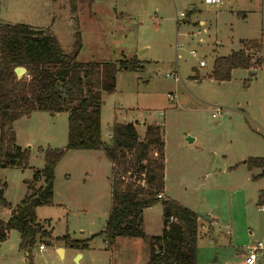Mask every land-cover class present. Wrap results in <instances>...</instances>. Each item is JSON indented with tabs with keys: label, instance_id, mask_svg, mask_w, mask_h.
<instances>
[{
	"label": "rangeland",
	"instance_id": "374dc122",
	"mask_svg": "<svg viewBox=\"0 0 264 264\" xmlns=\"http://www.w3.org/2000/svg\"><path fill=\"white\" fill-rule=\"evenodd\" d=\"M76 7L73 13L68 0H0V23L43 27L39 29L50 31L66 53L75 52L80 43V63H136V70L117 72L115 91L102 97V141L108 143L115 122L136 125L140 138L147 125H160L166 196L196 208L205 224L212 215L219 217L205 240L198 241L197 264H239L242 248L264 245V215L256 211L264 175L260 171L252 176L254 193L247 195L241 190L247 186L233 180L239 162L264 158V0H220L215 6L203 0H77ZM259 39L263 66L255 76L235 70L228 82L208 78L215 57L239 51L242 40ZM201 61L204 68L199 67ZM167 74L178 81L166 79ZM13 129L16 145L30 155L24 170L0 169L4 197L14 208L33 184L34 171L44 167L41 151L65 148L67 114L34 113L16 121ZM96 156L69 151L57 164L53 205L36 209L37 221L49 224L51 239L68 234L84 240L104 230L111 168ZM214 160L224 162L226 171H211ZM208 175L212 177L206 179ZM238 206L251 210L249 224L237 223ZM0 212V220L6 221L10 211ZM144 218L148 235L161 232L160 204L146 209ZM117 240L122 241L108 250L103 238L95 237L87 251H76L38 239L27 254L19 249V234L10 231L0 246V264H109L112 253L110 264H137L142 259V247L122 245L131 242L128 238ZM133 240L149 245V239ZM59 247L65 255L57 252ZM255 264H264V251L258 252Z\"/></svg>",
	"mask_w": 264,
	"mask_h": 264
},
{
	"label": "trees",
	"instance_id": "16d2710c",
	"mask_svg": "<svg viewBox=\"0 0 264 264\" xmlns=\"http://www.w3.org/2000/svg\"><path fill=\"white\" fill-rule=\"evenodd\" d=\"M93 1L88 0L89 4ZM68 2L75 13L77 0ZM240 45L239 51L213 60L209 79L228 82L235 70L254 76L263 62L262 40H242ZM79 46L75 52L66 53L48 30L0 23V169L28 167L29 150L16 145V121L34 113L67 114L65 148L41 151L44 167L34 171L33 184L27 185L20 204L13 208L6 201V185L0 182V209L10 211L6 221L0 220V246L10 231L19 234V249L27 254L38 239L48 245L54 240L63 247L87 251L95 237H102L107 247L119 238H139L149 239L147 264H196L197 214L174 200L158 198L164 191L162 127L147 125L140 138L134 124L115 122L108 143L102 141V97L115 91L117 72L138 66L125 60L80 63L76 60ZM18 67L26 70L20 80L14 73ZM69 151L101 152L111 165L110 207L104 230L85 240L71 239L68 234L51 239L49 224L45 227L36 218V209L52 204L55 169ZM243 164L248 169H261L264 175V158H250ZM158 204L162 231L147 238L142 230L143 212Z\"/></svg>",
	"mask_w": 264,
	"mask_h": 264
},
{
	"label": "crops",
	"instance_id": "0c3cea01",
	"mask_svg": "<svg viewBox=\"0 0 264 264\" xmlns=\"http://www.w3.org/2000/svg\"><path fill=\"white\" fill-rule=\"evenodd\" d=\"M51 1V0H50ZM58 0H56L55 2H53L54 4L57 3ZM65 1V0H64ZM52 2V1H51ZM69 3V2H68ZM201 25V24H200ZM31 27H34V26H31ZM34 28H43V27H40V26H35ZM262 40V39H261ZM241 49V48H240ZM216 58V57H215ZM263 66V62H262V65L260 67V69L262 68ZM259 70V69H258ZM257 70V71H258ZM257 71L254 72V76L255 74L257 73ZM21 120V119H20ZM19 121V120H18ZM135 128H136V125H135ZM14 130V129H13ZM190 139V138H188ZM163 140H164V137H163ZM193 142V139H191V142ZM96 153V152H95ZM97 159L100 161L102 159L105 160V157L104 155L101 153V152H97ZM245 160H243L244 162ZM242 162V161H241ZM241 162H239L238 164H240L239 166H237L236 169H233L235 171V173H233V175H235L236 177H233V180L238 182V181H241L243 184H245L247 187H246V191L244 192V189H241L243 190L242 193H245L246 195L249 193V192H252L254 193L253 191V188H255V184L253 183L254 181H252V176H255V175H258L260 173V169H257V168H254V169H247L245 165H243V163L241 164ZM110 165V164H109ZM232 167V166H231ZM110 168H111V165H110ZM226 168L227 166L225 165V163L223 162V165H222V169L220 168V170H222L223 172L226 171ZM42 170V169H41ZM203 171V170H202ZM165 173H166V157H165V141H164V191H163V194H162V198L163 199H171L170 197H167L166 196V189H165ZM212 175V174H211ZM211 175H208L206 179H210L212 176ZM249 183L251 185V187H249ZM38 186H41V184L39 183ZM242 186H237L236 188L237 189H240ZM110 193V191H109ZM258 200H257V206H256V211L257 213H261L262 215H264V209H262V207H264V186H261V188L258 190ZM5 195V194H4ZM243 198V197H242ZM173 200V199H171ZM174 201L180 203L182 206L186 207L187 209L193 211L194 213L197 214L198 216V211H196V208L195 209H192L191 207H187L186 205L182 204L180 201H178L177 199H174ZM53 205V204H51ZM151 209V208H150ZM37 211V210H36ZM235 211H237L235 214L237 215L236 216V220L237 223L240 221L242 222L243 224H249L250 222L249 221H252V217H253V214L251 212V210L249 208H246V207H243V206H238V209ZM145 212L146 210H144L143 212V226H142V230L144 232V234L146 235L147 238H150V237H155V236H159L161 234V232L157 235H154V236H150L147 234L146 232V222H145ZM0 215H1V212H0ZM10 216V215H9ZM214 217L211 218V222L205 224L204 222H202V220H200L199 216H198V223H199V229H198V241L201 240V242L203 240H205L207 234H209L210 232V229L212 228V226H215L216 225V218L218 219L219 221V217L217 215H212ZM9 218V217H8ZM107 220V219H106ZM261 221H263L262 219H260ZM2 221V220H1ZM106 223V221H105ZM233 224V223H232ZM234 225V224H233ZM237 227V224L235 225ZM229 227V226H227ZM236 230V228H235ZM161 231H162V228H161ZM102 238V237H101ZM88 239V238H87ZM125 239V238H124ZM129 241L131 242H124L122 243V245H124L125 247L126 246H135V247H142L144 249V253H143V256H142V259L138 260V263L137 264H144L145 261H147V258L149 256V250H148V247L149 245L147 244H142V242L140 243V241L138 242L133 240V238H128ZM85 240V239H84ZM118 241H121L122 240H116L115 243H114V246L115 245H119L117 244ZM198 241H197V251H198ZM104 242V241H103ZM111 248V247H110ZM108 247V250L110 249ZM130 248V247H129ZM249 248H242L241 250V254L239 255V258H240V263L239 264H242L245 257H246V254H247V251H248ZM59 250H62V253H61V256L65 255V249L62 248V247H59L57 248V252ZM243 251V252H242ZM80 256V255H79ZM112 257H113V253L110 254V260H109V264L111 263L112 261ZM82 256H80L78 259H81ZM147 264V263H145ZM197 264V262H196Z\"/></svg>",
	"mask_w": 264,
	"mask_h": 264
},
{
	"label": "built area",
	"instance_id": "2783aa9c",
	"mask_svg": "<svg viewBox=\"0 0 264 264\" xmlns=\"http://www.w3.org/2000/svg\"><path fill=\"white\" fill-rule=\"evenodd\" d=\"M203 4L207 6H213V5L215 6V5L220 4V0H203ZM179 16L181 18L184 17L182 14H180ZM199 67L204 68L205 63L203 61L199 62ZM165 78L178 81V78L175 77L174 74H171V75L167 74ZM167 97L170 100H173V97L171 95H167ZM216 113H218V110H216ZM212 117L215 118L216 116L213 115ZM158 198H162V195H159ZM262 209H264V207H262ZM39 249H42V246H39ZM260 251H264V245L261 243H258L256 246L249 248L242 264H255L257 256H258V252Z\"/></svg>",
	"mask_w": 264,
	"mask_h": 264
},
{
	"label": "water",
	"instance_id": "95a60500",
	"mask_svg": "<svg viewBox=\"0 0 264 264\" xmlns=\"http://www.w3.org/2000/svg\"><path fill=\"white\" fill-rule=\"evenodd\" d=\"M14 73H15L17 79L20 80L26 74V70L22 67H18L14 70ZM188 141L191 142V139H188ZM220 168L222 169V165L217 164L216 161L214 160L212 165H211V171L220 170ZM58 253L61 255L62 250H59ZM79 257L80 256H78L77 258H79Z\"/></svg>",
	"mask_w": 264,
	"mask_h": 264
}]
</instances>
